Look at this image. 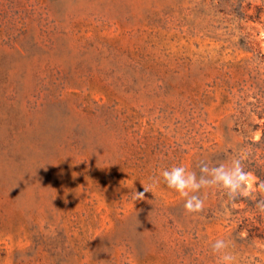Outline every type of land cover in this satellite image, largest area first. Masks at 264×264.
Masks as SVG:
<instances>
[{
    "label": "rangeland",
    "instance_id": "obj_1",
    "mask_svg": "<svg viewBox=\"0 0 264 264\" xmlns=\"http://www.w3.org/2000/svg\"><path fill=\"white\" fill-rule=\"evenodd\" d=\"M237 156L197 213L160 176ZM261 184L264 0H0V264H264Z\"/></svg>",
    "mask_w": 264,
    "mask_h": 264
},
{
    "label": "clouds",
    "instance_id": "obj_2",
    "mask_svg": "<svg viewBox=\"0 0 264 264\" xmlns=\"http://www.w3.org/2000/svg\"><path fill=\"white\" fill-rule=\"evenodd\" d=\"M168 188L175 190L185 197L184 208L188 213L200 212L204 207V201L198 194L202 188L218 186L224 189L229 199L238 196H247L246 186L249 183L250 174L245 171L242 157H232L227 162L211 165L201 162L199 176L196 172H189L183 166H174L163 170L160 174ZM159 183V177H154L151 186H143V192L134 193L135 199H143L145 193L150 192V187ZM264 195V184L260 185ZM255 207L264 213V198L255 202ZM213 253L217 254V264H234V256L228 251L229 243L224 239H217L211 245Z\"/></svg>",
    "mask_w": 264,
    "mask_h": 264
}]
</instances>
